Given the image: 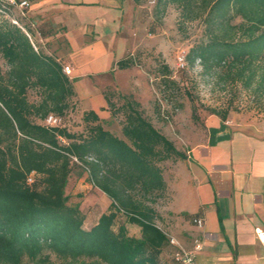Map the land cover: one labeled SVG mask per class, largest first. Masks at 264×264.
<instances>
[{
	"label": "trees",
	"instance_id": "trees-1",
	"mask_svg": "<svg viewBox=\"0 0 264 264\" xmlns=\"http://www.w3.org/2000/svg\"><path fill=\"white\" fill-rule=\"evenodd\" d=\"M170 6L179 8L182 21L204 26L186 56L190 65L199 61L205 73L219 71L264 97V0H155L154 16ZM15 10L0 3L1 15ZM12 20L0 23V55L9 67L0 71V264H47V252L68 264H164L173 250L150 204L165 185L159 163L184 153L128 97L121 107L123 139L93 110L79 113L85 131H72L66 125L68 111H78L72 80L61 62L35 49L28 25ZM131 66L130 56L118 63ZM163 70L168 76L169 67ZM31 89L39 91L38 102L30 101ZM50 115L62 117L64 126H47ZM75 168L112 200L89 228L80 206L68 200ZM119 215L141 228L140 238L125 225L115 229Z\"/></svg>",
	"mask_w": 264,
	"mask_h": 264
},
{
	"label": "crops",
	"instance_id": "crops-1",
	"mask_svg": "<svg viewBox=\"0 0 264 264\" xmlns=\"http://www.w3.org/2000/svg\"><path fill=\"white\" fill-rule=\"evenodd\" d=\"M27 1L23 15L31 35L25 32L33 45V39L40 48L46 44L48 54L71 68L78 112L108 110L102 89L96 100H88L78 81L115 70L130 50L125 40L135 34L133 26H142L138 6L133 0ZM205 126L210 132L206 142L177 148L184 158L159 163L164 188L151 204L145 202L167 236L188 249L195 239L202 241L198 264H264V121L234 117L224 122L211 115ZM196 218L203 219L202 229Z\"/></svg>",
	"mask_w": 264,
	"mask_h": 264
},
{
	"label": "rangeland",
	"instance_id": "rangeland-1",
	"mask_svg": "<svg viewBox=\"0 0 264 264\" xmlns=\"http://www.w3.org/2000/svg\"><path fill=\"white\" fill-rule=\"evenodd\" d=\"M154 5L155 0H147L138 6L142 26L136 29L134 25L135 34L125 40L130 50L124 58L130 56L133 66L120 69L118 63L122 58L116 63L114 71L78 81V86L84 87L83 97L88 96V100H96L101 89L109 99L111 106H107L111 113L99 107L97 110L104 128L123 137L125 116L121 107L125 97L139 102L143 115L181 151L210 138L205 120L211 115L219 118L225 115L230 120L235 117L246 121H264V97L261 99L256 92L245 89L219 71L205 73L199 61L192 66L186 59V66H179L180 57L187 56L189 50L203 38L204 26L200 20L182 21L176 6H170L163 16L155 17ZM11 18H20L21 25L28 23L27 17L17 9L9 15L0 14V23ZM33 42L37 51L48 54L46 44L40 48L34 39ZM165 66L169 67L168 76L164 75ZM8 69L0 55V71L6 73ZM39 95L38 90L31 89L30 101L38 102ZM79 115L75 109L66 115V125L72 131H85ZM78 171V168L74 169L67 195L69 204L80 206L86 218L85 227L89 228L102 213L108 211L110 202L107 203L105 195L94 187L88 173L77 177ZM121 225L126 226L131 236L141 237V228L128 223L124 215H119L115 229L118 230ZM45 255L48 257L47 264H68L50 252ZM171 258L172 254H165L162 262L169 264Z\"/></svg>",
	"mask_w": 264,
	"mask_h": 264
},
{
	"label": "built area",
	"instance_id": "built-area-1",
	"mask_svg": "<svg viewBox=\"0 0 264 264\" xmlns=\"http://www.w3.org/2000/svg\"><path fill=\"white\" fill-rule=\"evenodd\" d=\"M4 1L8 2L13 8L19 10L22 14H24V11L29 7V2L27 0H0V3ZM12 21L17 24L15 19ZM179 66L182 68L186 66V55L180 57ZM63 71L65 74L69 75L71 68L69 66H64ZM45 124L49 127H62L64 126V119L60 116L50 115L45 120ZM32 181L33 179L30 177L29 183H32ZM194 223L200 229L204 227V221L201 218H196ZM167 237L169 239V244L174 248L172 259L175 264H198L196 254L203 248L200 239H195L193 248L188 249L173 237Z\"/></svg>",
	"mask_w": 264,
	"mask_h": 264
}]
</instances>
